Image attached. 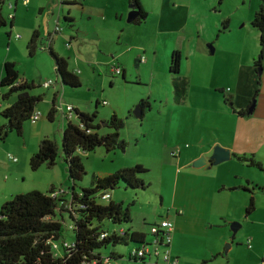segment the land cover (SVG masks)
<instances>
[{"label":"crops","instance_id":"1","mask_svg":"<svg viewBox=\"0 0 264 264\" xmlns=\"http://www.w3.org/2000/svg\"><path fill=\"white\" fill-rule=\"evenodd\" d=\"M50 1L53 0H10L7 2L8 11L4 12L3 3L1 12L5 16H12V26L21 27L18 21L23 22V19L29 17L30 12L35 9L37 13L35 20L31 24L23 25V31L28 40L34 32H37L38 38L42 36V43L47 44L46 46L50 44L48 41L53 39L52 48L54 49H56L57 35H63L60 34L63 30L60 20L63 21L67 17L69 19L65 20L68 22L67 25L74 26L75 32H78L76 19H85L90 24L87 31L83 32L86 36L93 35L89 38L90 45L93 46L92 53L107 57V59H101L113 64L107 62V66H120V75L123 78L126 75L123 58L128 59L131 51H135L133 59L138 66L140 62H145L140 60L143 54L139 51L143 53L148 51L156 57L158 36L174 41L172 43V46H175L174 50L178 49L180 53L185 52L188 57L199 56L203 61L208 60V55H213L219 50L208 43L213 40L209 21L206 20L202 25L199 24L200 26L194 23L189 16V11L188 14L185 12V7L188 5L185 0H140L146 15L141 23L134 24L140 25L138 28L126 25L134 23L127 20L126 23L124 19L128 0H59L60 12L53 26L50 24L45 32H42L40 20ZM66 4L69 6L64 8ZM78 12L81 13L80 18L76 14ZM254 14L248 12L242 24L250 33L252 40L250 57H247L246 48H243L241 55L246 54V64L236 66L223 81H213L210 77L208 86L197 88L194 85V77H198V83L201 85L204 82L203 78L205 79L207 75L196 71H191V75L189 72H183L182 66V75L188 77L187 74H189L186 98L182 103L175 104L178 116H175L173 109L172 114L162 120L164 134L160 138L163 148L159 154L155 155V160L160 159L166 163L162 164V171L165 165L171 167L173 176L170 186L169 182L164 183L165 180L161 175L158 185L150 192H146L148 187L138 189L144 191H141L143 202L132 198L133 204L129 207L131 222L128 226L122 227L144 234L145 241H149L152 238L151 225L163 218L169 219L173 222L170 250L172 258H177L178 264H264V209L259 214L258 206H255V198L261 199V195L264 194V189L259 188L264 186V174L261 176L253 172L247 167L255 169L256 167L249 166L233 156L234 153L253 154L264 164V57L262 69L258 71L259 67L256 69L253 62L260 47V32L251 24ZM57 24L59 30L55 31ZM75 32L68 30L64 36L70 39L76 38ZM131 35L136 41L128 46L126 38ZM135 35L140 37L137 39ZM210 46L214 48L213 53ZM58 55L63 56L61 53ZM242 59L243 57L241 62ZM67 63L69 68V62ZM71 71L77 76L78 73L81 74L78 69ZM4 93L0 91V111L13 102L10 101L12 95L7 100L2 98L1 95ZM52 94L50 108L54 102L56 111V106L64 108L69 104L77 110L88 112L79 104L66 103L61 98L57 101V92ZM226 99L232 101L234 109ZM253 99L255 104L252 112L248 114ZM104 102L106 104V101H103V104ZM146 109L147 107L143 115ZM238 111H245V114L240 115ZM56 113L61 114L60 111ZM1 117L0 115V126L5 123L4 118ZM64 124L62 119L61 125L64 126ZM46 134L42 126L36 132V136H40L41 139L47 137ZM217 144L230 150L228 159L230 162L227 163L234 166L232 161H236L240 172L225 166L227 165L225 163L220 165L222 162L206 163L198 167L193 165V162L201 156L208 158L213 146ZM164 148H166L165 151ZM176 148L178 151H173ZM166 154L169 160H165ZM12 161L16 163L18 159ZM120 168L122 167L118 169ZM113 172L115 171H108L99 176ZM55 179V175H52L49 186L59 182ZM18 181L19 179L16 178L13 182ZM163 185L169 189L168 196H165L163 192ZM149 188L152 189L151 183ZM21 192L24 191L20 188L9 192L6 188H1L0 207L5 201ZM250 197L254 199V209L247 213L246 208ZM114 198L110 194V199L116 202ZM116 198H120L119 202L125 205L121 195H117ZM137 205H141L140 213L135 211ZM232 222L242 223L233 239L230 229ZM116 229L118 228H113L112 231ZM128 244L131 248L136 243ZM227 244L229 245L226 246ZM58 248L59 245H57ZM130 248L111 250L109 254L113 252L115 256L110 259V264H164L160 256L151 255L144 261L134 259L129 255Z\"/></svg>","mask_w":264,"mask_h":264},{"label":"rangeland","instance_id":"2","mask_svg":"<svg viewBox=\"0 0 264 264\" xmlns=\"http://www.w3.org/2000/svg\"><path fill=\"white\" fill-rule=\"evenodd\" d=\"M8 1L10 0H7L3 5L4 12L8 11ZM261 1L185 0L188 4L185 7V12L188 14L189 11V16L194 23L202 25L206 20L209 21L211 26L210 30L213 32V40L208 43L219 50L213 55H208V60L205 59L206 61H203L199 56L193 55L188 57L185 52L181 53L179 74L187 78V80L189 74L192 75L194 71L206 74L207 76L205 79L203 78L204 82L201 85L198 83V77H194V85L197 88H201L209 85L210 77H212L213 81H223L236 66L239 67L240 65L246 64V54H243L245 56L244 58L241 55V51L243 48H246L245 51L248 53L247 57H250V42L252 40L250 33L242 24L246 19V14L248 12L250 14L255 13ZM126 5L125 21L131 10L129 0ZM68 6L66 4L64 8ZM59 7H61L59 0L50 1L49 5H47L40 20L42 32H45L50 24L53 26V22L60 12ZM76 14L80 18L81 13L78 12ZM28 16L25 20L23 19V22H21L22 20L18 21L21 27L17 25L11 26L9 23L10 18H7V24L0 28V79L3 75L4 61H14L19 72L20 80H25L33 84L29 92L33 95L42 96V100L36 105V109L42 112V117L35 122L30 120L25 121L21 135H18L15 131H11L5 140H0V189L6 188L7 192H9L20 188L21 191H24L21 193L32 190L47 192L50 187L49 181L52 175H55V180L59 181L55 184L57 189L63 187L67 190L68 187H71L67 164L62 157L61 150L62 115L56 113L57 115L52 120L47 117L53 96L52 93L54 92H57V101L61 98L66 103L79 104L82 109L89 113L96 111L94 121L99 125L97 131L100 135H106L114 131L113 128L105 124L112 114H116L118 118L123 120V126L119 130V136L126 142L124 151L121 149L107 151L103 146H98L93 151L76 150L75 153L81 158L85 169V174L82 179L76 182L75 191L77 193L83 188L90 187L95 176L105 174L108 171H116L119 167H127L135 164H141L147 169L146 172L140 174L145 183H148L146 192H150V190H153L158 185L161 175L165 180L164 183L169 182L170 186V181L173 176L171 167L165 165L162 171V164L166 163L160 159L155 160V155L159 154L163 148L161 143L162 139L160 138L164 134L162 120L170 116L173 109L175 116H178L175 106L176 103L173 100V75L170 73L172 51L175 48V46H172L174 41L158 36L159 42L157 44L158 50L156 57L152 56V53L148 51L144 53L139 51L146 59H144L145 62H140L138 66L135 65L133 59V53L135 51H131L128 59H125L126 57L123 58L124 65H126V75L123 78L120 74L114 75L111 73L109 70L111 65H106L108 61L101 60L103 58L107 59V57L92 53L93 46L90 45L91 39L89 38L93 35L89 34L86 36V33L83 32L87 31L88 24H90L88 21L85 19L78 20L77 18L76 22L79 31L75 32L74 26L69 27L67 21L60 20L63 28L60 34L63 35H57L56 49H53L58 54L61 53L63 55L62 57L69 62V70L78 69L81 72V74L78 73L81 81L80 86L69 87L63 85L61 80H59L55 71L53 57L48 50L43 49L42 36L37 39L34 53L29 54L27 49L29 40L22 26L26 23H33L35 16H37L36 10H32ZM224 20H229V29L222 30L221 23ZM134 24L136 23H127L126 25L135 26V28L140 26ZM68 30L75 32L77 37L70 39L64 36V33L66 34ZM141 35L143 37V34ZM135 37L138 39L140 36L135 35ZM77 39L78 41L76 42ZM126 40L128 46L136 41L132 35L131 37H127ZM241 57H243L242 62ZM108 63L110 64L111 62ZM182 66L183 72H189L187 74L188 77L182 75ZM48 79L54 81L52 86L44 88L39 85ZM0 91L7 92L8 87L0 86ZM15 99L16 94L13 93L10 101H14ZM141 99L147 100L150 107H147L145 114L141 118H137L133 115V110ZM97 100L99 104L96 106ZM103 101H106V104H103ZM5 103L4 101V105H6ZM41 126L46 131L47 137L56 142L57 156L55 158V164L52 167L44 164L37 170H32L29 166V158L38 150L41 138L38 135L36 136V132ZM165 150L166 148H164ZM176 150L177 148L173 151ZM9 155L17 158L18 161L16 163L13 162L9 158ZM165 160H169L167 154ZM227 162H230V160L224 161L220 165L225 163L227 164L225 166L233 170L236 169L239 172L241 171L238 165H236V161H232L235 167L229 165ZM247 168L257 174H264L263 171L257 168ZM16 178L19 181L13 182ZM150 183L152 189L149 188ZM168 190V187L163 185L165 196H168ZM141 191L125 188L122 183H119L116 188L109 190L110 194L115 197L116 202L120 201V198H116L117 195H121L124 198V206L127 205L126 203L128 201H132L133 197V199L136 198L139 199V202H143ZM261 196V199L255 198V206H258L257 213L259 212V214L264 209V205H262L264 194ZM66 199L68 201L71 200L70 193L66 195ZM153 200H155L154 197ZM102 201L103 203H108L109 200ZM139 208H141V205L135 207L136 213L141 212ZM56 218L62 221L63 230L62 236L55 242V244L59 245V248L56 249V247H53V250L56 255H61L64 251L62 247L63 241L72 243L75 239V232L73 230V221L67 210L61 211L57 209ZM240 224L242 225L241 222ZM126 225L127 223L113 224L108 219L102 222V227L108 231H112L113 228L125 227ZM115 248H130V244H108L107 247L101 248L99 251L104 256H107Z\"/></svg>","mask_w":264,"mask_h":264},{"label":"trees","instance_id":"3","mask_svg":"<svg viewBox=\"0 0 264 264\" xmlns=\"http://www.w3.org/2000/svg\"><path fill=\"white\" fill-rule=\"evenodd\" d=\"M5 0H0V28L7 24L12 16H5L1 12V6ZM133 7L139 8V17L133 21L141 23L146 12L141 6L140 0H129ZM65 20H69L65 17ZM252 26L260 32V51L254 59L256 69L261 67L264 57V0L261 1L252 20ZM228 21L222 22V30H226ZM10 35V33H8ZM38 39L34 32L27 43L29 54H33ZM52 40L43 49L49 51L53 57L55 71L59 80L65 86L78 87L80 80L75 72L69 70L67 60L58 55L52 48ZM181 53L172 51L170 73H172L173 100L180 104L186 98L188 90L187 78L179 74ZM19 72L14 61L6 60L3 63V75L0 79L1 87H8V91L1 95L7 100L13 93L16 99L5 106L0 115L5 123L0 126V140H5L11 131L18 135L23 132V124L30 120L31 114L36 109L37 103L42 100L41 95H33L29 89L33 86L25 80H20ZM54 84V83H53ZM232 109V101L226 99ZM99 102H96V106ZM143 109L148 107L149 102L141 99L138 103ZM54 102L47 113L48 119L52 120L56 113ZM76 117L65 122L61 135L62 157L67 164L68 178L71 187L57 189L51 185L47 192L32 190L18 193L5 201L0 207V264H110V259L115 256L111 252L109 256L100 253V249L108 244L136 243L138 247L145 242L144 234L131 231L129 228H118L108 231L102 227V222L108 219L113 224L131 222L129 211L133 201L124 206L121 202H114L109 198L103 199L104 194L122 183L128 189H145L148 183L140 176L147 169L141 164L122 167L117 171L104 175L95 176L90 187L83 188L79 193L75 191L76 182L82 179L85 169L81 158L75 153L76 150L93 151L98 146H103L107 151L115 149L125 150L126 142L120 138L119 130L123 126V120L116 114H112L106 121V125L113 128V132L106 135L98 133L99 125L95 123L96 111L93 113L74 109ZM240 115L245 111H238ZM57 156V144L54 140L43 137L38 145V150L29 158V166L37 170L40 166L52 167ZM238 160L249 166H254L264 172V164L258 161L253 154L234 153ZM264 189V186L259 187ZM56 193V194H55ZM71 194V200L66 195ZM55 194V195H54ZM102 200H109L103 203ZM68 211L73 221L75 232L74 241L69 246L63 245V253L56 255L53 250L55 243L62 236V221L56 218V210ZM254 209V199L250 197L246 212ZM124 233H120V230ZM106 233L105 236H102ZM147 242V241H146ZM131 247L130 250L133 248ZM130 252V251H129Z\"/></svg>","mask_w":264,"mask_h":264},{"label":"built area","instance_id":"4","mask_svg":"<svg viewBox=\"0 0 264 264\" xmlns=\"http://www.w3.org/2000/svg\"><path fill=\"white\" fill-rule=\"evenodd\" d=\"M59 30L58 24L55 26V31ZM144 57H141V61H144ZM111 72L114 75L120 74L121 73V68L118 65H114L111 67ZM54 83L53 80L48 79L44 80L41 85L44 88H48L52 86ZM105 104V102H104ZM57 111L61 112L62 119L64 122L70 121L73 118L76 117V114L74 112V106L72 105H66L64 108L62 106H56ZM41 112L38 109H35L34 112L30 116V121L35 122L41 117ZM178 151V150H177ZM9 158L12 160H16L15 157L9 155ZM56 194V193H55ZM54 194V195H55ZM109 194H104L103 199L109 198ZM172 231H173V222L170 221L167 218H163L159 220L157 223L151 225L150 232L152 235V238L149 241H145L138 247H133L129 255L134 258L138 259L141 261H144L145 259H148L151 255L154 257L160 256L163 260L164 264H178L177 258H172L171 250H170V242L172 238ZM120 233H124V230H120ZM106 233H104L102 236H105ZM53 243V247H56L57 249V244ZM64 246H69L68 243L63 242L62 243ZM249 244V243H248Z\"/></svg>","mask_w":264,"mask_h":264},{"label":"water","instance_id":"5","mask_svg":"<svg viewBox=\"0 0 264 264\" xmlns=\"http://www.w3.org/2000/svg\"><path fill=\"white\" fill-rule=\"evenodd\" d=\"M131 10L128 13L127 16V21L128 22H133L135 21L138 17H139V8L137 7H133L132 5H130ZM211 52H214V48L212 46H210ZM262 68L259 67L258 71H260ZM255 104V99L252 100V105L249 107L248 109V114L252 112L253 107ZM144 109L137 104L136 107L133 110V115L136 116L137 118H141L143 115ZM230 158V150H228L227 148H224L222 146H220L219 144L213 146L212 152L210 154V156L207 158L206 156H201L200 158L196 159L193 162V165L198 167L201 165H204L206 163L209 164H218L220 162H223L225 160H228ZM241 227L240 222H232L230 225V229L232 231V235L231 238L233 239L236 232L238 231V229ZM229 244H227L226 246H228Z\"/></svg>","mask_w":264,"mask_h":264}]
</instances>
